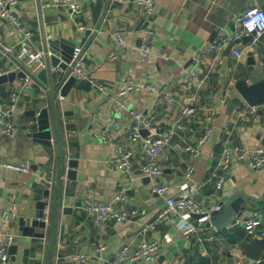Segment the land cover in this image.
I'll use <instances>...</instances> for the list:
<instances>
[{
	"label": "crops",
	"instance_id": "crops-1",
	"mask_svg": "<svg viewBox=\"0 0 264 264\" xmlns=\"http://www.w3.org/2000/svg\"><path fill=\"white\" fill-rule=\"evenodd\" d=\"M78 1L84 13L77 18L66 7H45L39 0H19L15 10L33 30L37 47L49 50L48 38L83 46L89 62L85 65L86 73L106 87L104 92L95 91L88 81L80 80L61 100L58 77L55 84L48 85L49 90L33 79H16L0 85L1 107L9 105L12 91L20 95L12 116L19 134L12 139L0 132V243L7 233L16 236V264H99L112 258L123 244L136 246L141 238L139 231L154 223L165 205L164 198L154 192L159 182L171 185L168 196H179L185 189L195 186L197 200L207 207L226 200L238 188L247 195L264 197V169L253 171L235 163L223 190H216L211 181V174L227 147L254 149L264 146V106L250 115L248 105L243 104L229 114L231 99L238 95L236 84L242 70L246 69L248 53L264 52L263 38L252 48H247L246 44L236 45L227 55L229 45L243 36L239 18L249 8L259 7L257 0H155L156 13L149 19L135 6L134 0H103V22L99 29L93 22V8L98 0ZM142 21L148 23L147 28ZM80 24L87 30H79ZM89 30L92 31L90 36ZM147 30L155 34L151 55L144 62L139 49ZM118 31L123 33L125 45L118 43L115 36ZM220 35L231 39L226 48L206 51ZM17 42L12 26L0 18V75L19 72L4 54L5 46H14ZM234 49L242 52L240 58L235 56ZM202 53L204 56L197 62L196 57ZM46 62L51 67L50 57ZM194 71L198 76L193 88L188 90L185 78L187 73ZM128 78L154 85L163 93H173L170 101L148 91L123 98L129 110L140 112L144 118L156 115L161 134L176 131L161 160L165 170L162 179L153 180L141 174L140 167L146 157L140 144H133L125 135L112 143H102L93 136L95 116L101 129L116 117L115 99ZM54 94L66 162L78 163L75 180L67 178L68 166L59 179L61 148L56 136L51 149L30 136L37 131L36 120L30 117V112L42 108L51 111ZM189 106L195 107L197 114L183 117V108ZM65 112L71 115L65 116ZM118 121L124 127L138 124L129 114ZM208 129L213 130L212 135L200 147L199 155L195 157L186 152L185 148L196 145ZM119 145L133 152L130 175H125L114 163ZM24 161L33 164L29 174L4 167L8 162ZM189 165L196 168L191 179L186 177ZM123 188L127 189L126 199L118 202L116 196ZM46 189L50 191L49 198L44 197ZM88 189L94 191L99 201L126 211H137V216L98 227L82 208ZM39 196L50 203L46 210L47 229L36 230L46 237L21 236L20 219L30 221L36 216ZM54 199H57L55 225L51 219ZM249 205L243 221L260 220L264 225V203ZM180 220V216H174L146 234V238L161 242L160 257L154 264H228V255L233 256L234 249L245 254L252 239L262 240L250 234L247 225L237 224V220L228 229L218 232L203 227L198 219L192 218L191 224L197 232L190 235L178 229ZM240 231L245 232L246 237H242ZM75 255L85 256L87 261H75L72 258ZM253 262L264 264V255L260 261Z\"/></svg>",
	"mask_w": 264,
	"mask_h": 264
},
{
	"label": "built area",
	"instance_id": "built-area-1",
	"mask_svg": "<svg viewBox=\"0 0 264 264\" xmlns=\"http://www.w3.org/2000/svg\"><path fill=\"white\" fill-rule=\"evenodd\" d=\"M41 2L45 7H66L69 9L71 15L76 18L84 13V8L78 0H41ZM18 4L19 0H0V18L7 21L12 26L13 31L18 37L16 45H7L4 47L5 56L15 63L18 67V71L22 70L27 75L26 81L32 79L31 75L37 76L42 70H48L50 75L59 78L61 71L58 68L49 67L46 62L51 53L43 46L42 48L36 46L33 30L17 15L15 10ZM134 4L147 19L152 18L156 13L155 0H134ZM239 28L242 31V37L248 36L251 38L249 43L246 44V47L252 48L257 46L261 39L264 38V9L256 6L246 10L239 18ZM79 30L86 31L87 28L80 24ZM154 34L153 30H147L143 36L142 45L139 50L144 62L148 61L151 55ZM115 36L120 45H125L126 39L121 31H118ZM48 41L49 43L51 42L49 38ZM230 42L231 39L229 37L220 35L207 47L206 51H223ZM234 53L237 58L242 56V52L238 49H234ZM86 56L87 53L83 46L75 47L68 71L65 73V78L62 80L57 79L58 94L61 100H64V97L61 95V90L70 77H75L78 81H88L91 88L95 91L104 92L106 90L103 84L97 82L86 73V63L84 61ZM203 56V53L199 54L196 57L197 62H200ZM197 76V71L187 73L185 82L188 90L193 88ZM144 91L151 92L158 97H164L167 101H170L173 97V93L170 91L163 93V90L158 89L154 85L128 78L119 89L117 98L115 99L114 107L116 117L111 119L105 127L101 129L97 124L98 117L95 116L92 119V123L95 126L93 136L97 141L102 143H112L118 137H123L125 135L133 144H140L146 157L145 163L140 167L141 174L153 180L162 179L165 176V170L161 166V160L165 157V152L171 145L176 131L173 130L167 134H161L156 115H152L149 119H146L140 112L128 109L123 98L132 93ZM19 99L20 95L12 91L9 105L5 108L0 106V132L4 136L12 139L16 138L19 134V127L12 119ZM263 106L264 105L248 106L247 113L250 115L256 114ZM211 113L215 114V111L211 110ZM127 114L138 121L136 126L124 127L119 123L118 118ZM196 114L197 109L195 107L189 106L183 108V117H191ZM143 129L149 132L148 136H142L141 132ZM212 132V129H208L197 141L196 145L187 146L185 148L186 152L191 153L195 157L198 156L200 147L208 140ZM132 158V150L124 145H119L114 163L125 175H130L133 169ZM235 163L246 165L253 171L264 169V146H258L254 149H246L238 146L227 147L222 153L218 166L211 174V181L214 183L216 190H223L228 175ZM4 167L17 173L29 174L32 172L33 164L30 161H24L22 163L8 162L4 164ZM195 170V165H189L186 169V177L191 179ZM50 183L51 187H53V183L51 181ZM170 189L171 185L168 183L159 182L155 185L154 192L164 198L165 205L160 210L157 220L139 231L138 236L141 237L139 243L136 246L131 244L121 245L112 258L102 260L99 264H154L160 257L161 242L156 239L146 238L148 232L154 230L162 221L168 220L174 216H180L181 220L178 224V229L190 235L197 232L195 227L191 224L193 215H204L205 217L200 219L199 222L200 225L206 227V220H209L210 214L219 210L217 206L207 207L200 203L196 197L198 189L195 188V186L185 189L179 196H168ZM126 192L127 189L123 188L116 196V201L124 202L126 199ZM82 208L98 227L111 221L123 222L134 218L138 214L137 211H126L117 208L111 203L99 201L92 189L87 190ZM4 216L6 217V215ZM236 223L247 225L250 234H253V236H260L264 239V225H262L260 220L244 222L241 218L238 219ZM258 228H260L259 231L257 230ZM15 243L16 236L13 233H7L3 236L0 243V264H14L11 260L10 251ZM72 258L75 261H87V258L81 255H75ZM233 258L235 264L254 263L237 248L233 251Z\"/></svg>",
	"mask_w": 264,
	"mask_h": 264
},
{
	"label": "water",
	"instance_id": "water-1",
	"mask_svg": "<svg viewBox=\"0 0 264 264\" xmlns=\"http://www.w3.org/2000/svg\"><path fill=\"white\" fill-rule=\"evenodd\" d=\"M39 2H41V0H39ZM257 3L259 7L264 9V0H257ZM103 8V0H98L93 8V22L95 25H98V29L103 22ZM141 24H144V28H147L148 26V23L145 21H142ZM87 34L90 36L92 31H87ZM250 40L251 38L248 36L236 39L227 48V55H230L236 45L248 44ZM75 47V43L65 40H55L49 43V52L51 53L50 66L58 68L61 71L58 78L59 80L65 78V73L68 71L69 63L72 59ZM87 60V58L84 59L86 64L89 63ZM26 78L27 75L22 70L19 72L12 71L0 76V85L13 83L16 79ZM31 78L39 82L46 90H49L48 85L50 83L51 85L55 84L56 79L55 76L50 75L48 70L40 71L37 76L31 75ZM77 82L78 80L75 77H70L63 86L61 95L66 98ZM236 91L238 95L231 99L229 114H232L237 108L243 106V104L248 106L264 105V52H259L257 55L254 52L248 53L246 69H243L241 72L239 81L236 84ZM51 113L53 119L51 118ZM69 114L71 115L69 112L64 113L65 116ZM30 117L36 120L37 126V131L30 135L32 138L51 149L53 148L54 136H56L58 145L61 148L59 179L63 177L65 168L68 166L69 170L67 171V178L69 180H75L77 176L75 169L77 168L78 163L74 160H69L68 163L66 162L65 150L62 148L61 135L59 133V114L56 104V94L53 95L51 111L49 108L33 110L30 112ZM141 133L143 137L149 135V132L146 129H143ZM57 188H59V185ZM44 197H50V191L48 189L45 190ZM260 203H264V197L256 198L251 195H247L243 189L238 188L231 195H229L226 200L218 201L215 204V206L219 207V210L210 214L209 220H206L207 227L215 229L218 232H222L228 229L237 219L243 218L244 212L248 208L249 204V206H257ZM56 204L57 199H54L51 209V219L54 225L56 223ZM49 205L50 203L48 201H44L42 196L38 197L36 216L33 219H30V221H27L25 218L20 219L21 236H32L38 239H44L46 237L45 233H36V230L47 229L48 224L46 222V210ZM67 211L68 209H65V212ZM204 217V215H193V218L198 220ZM53 245L54 241L52 242V248ZM16 253L17 246H13L10 254L11 260L14 264L17 263ZM245 254L250 260L256 262L260 261L264 255V239H252L245 249ZM50 255L51 251L48 254V259L50 258ZM228 257V264H234V258L231 253H229Z\"/></svg>",
	"mask_w": 264,
	"mask_h": 264
},
{
	"label": "trees",
	"instance_id": "trees-1",
	"mask_svg": "<svg viewBox=\"0 0 264 264\" xmlns=\"http://www.w3.org/2000/svg\"><path fill=\"white\" fill-rule=\"evenodd\" d=\"M240 235H241L242 237H246V233H245V232L240 231Z\"/></svg>",
	"mask_w": 264,
	"mask_h": 264
},
{
	"label": "bare ground",
	"instance_id": "bare-ground-1",
	"mask_svg": "<svg viewBox=\"0 0 264 264\" xmlns=\"http://www.w3.org/2000/svg\"><path fill=\"white\" fill-rule=\"evenodd\" d=\"M238 220V219H237Z\"/></svg>",
	"mask_w": 264,
	"mask_h": 264
}]
</instances>
